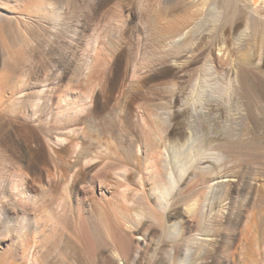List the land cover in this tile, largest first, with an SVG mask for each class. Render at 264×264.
<instances>
[{
  "label": "rangeland",
  "instance_id": "obj_1",
  "mask_svg": "<svg viewBox=\"0 0 264 264\" xmlns=\"http://www.w3.org/2000/svg\"><path fill=\"white\" fill-rule=\"evenodd\" d=\"M45 1L0 0V11L14 15L7 24L0 22V214L6 216L0 226V264H42L43 259L48 264H117L112 254L119 248L112 241L93 259L83 258L82 223L85 220L92 228L102 215L123 224L128 221L117 209L136 208L138 204L147 206L156 219L146 216L131 230L121 227L126 237L122 235L120 242L129 248L123 264H167L159 247L171 241L166 233L169 228L177 231L176 249L188 239L205 237V243L212 239L205 244L204 253L203 246L194 240L189 264H242L247 247L244 236L253 217L260 226L252 238L264 239V107L256 111L259 119L255 123H243L240 139L214 137V132L223 133L220 124L212 121L198 124L192 147L182 150L178 143L183 144L189 134L191 139V108L163 104L168 103L169 93L161 87L180 86L190 99V83L202 58L214 60L217 55L214 49L203 50L202 43L203 47L194 49V62L189 59L174 67L169 64L171 59L159 60L161 53L147 40L153 32L143 23L158 13L164 17L175 14L170 16L174 24L168 23L173 26L188 12L187 16H195L186 25L189 33L195 38L204 36L212 8L224 10L225 1L57 0L53 8H45ZM252 7L264 14V0H254ZM147 29L152 33L147 35ZM130 53L137 60L133 74L125 66ZM153 56L161 57L155 61ZM137 89L144 93L129 108L127 98ZM146 93L150 94L144 100ZM214 105L208 108H217ZM229 107L233 114L234 106ZM155 114L157 120L163 118L160 123ZM228 128L226 134H231L233 130ZM211 131L208 138L206 133ZM157 138L174 143L179 155L184 153L182 161L175 154L174 163L180 162H172V168L182 166V162L183 167L189 165L184 178L188 177L178 184L181 190L173 194L181 201H168L166 207L157 206L149 192L151 182L164 181L158 158H151L145 149ZM210 144H221L219 159L215 157L210 166L228 180L211 202L215 209L219 204L230 208L225 207L224 215L206 231L198 208L209 175L191 170L188 159ZM86 146L97 159L79 158L80 149ZM135 154L138 160L133 158ZM124 155L130 157L120 167L128 178L127 201H103L110 196V191L105 192L103 175L106 173V182L117 187L115 172L109 167L119 166L116 160ZM98 231L107 242L110 233L106 226ZM134 234L145 240L133 260ZM262 259L258 264H263Z\"/></svg>",
  "mask_w": 264,
  "mask_h": 264
},
{
  "label": "bare ground",
  "instance_id": "obj_2",
  "mask_svg": "<svg viewBox=\"0 0 264 264\" xmlns=\"http://www.w3.org/2000/svg\"><path fill=\"white\" fill-rule=\"evenodd\" d=\"M224 1H225L224 2L225 5H227V8H224L225 6L223 7L224 10H219L216 7L212 8L210 12V16L208 18V31L206 35L204 34V36H199L195 38L192 33H189L191 29L189 30L188 29L189 26L187 27L186 25L191 24V22L194 21L195 16L194 15L187 16L189 15L188 12H184L185 14L188 13L186 15L183 14L185 15V17H183L182 15L181 19L179 20L176 19L177 21H179L178 24H175L176 26L175 25L171 26L172 24H174L172 23L174 19L172 18L173 19L172 20L171 17L174 16L175 14L174 15L168 14V16L164 17L165 15L163 16V14L161 15V13L160 14L158 13L156 16L153 15L154 17L148 19L146 22H143L145 23L146 27L151 29L153 32V33L152 32L148 33V29H147L146 30L147 32L145 31L147 35L151 33L152 35L150 37H147L148 39L147 38L146 39L148 41L150 40L151 43H153L154 50L156 49L157 52L161 53L163 58L160 56L161 58L159 57L160 59L159 58L158 59L159 60L164 58L171 59V61H169V64H171L174 67L183 66L186 63V61H188L189 59H191L192 61L194 59L193 58V55L195 54L194 51L197 50L199 47H201L202 43H204L205 46V47L202 46L203 50L204 48H207L209 50L214 49L217 55L216 59L214 60L209 57L202 58L203 60L201 62V66L200 67L198 66L199 70L196 68L198 70L197 73L195 72L196 78L192 77L194 79H192L190 83L191 84V92H190L191 96H189L190 99L187 97V95L189 94L187 93L186 95V92L183 91V88L180 86H177L175 84L173 85L167 84L161 87L162 90L169 93L168 103L164 101L162 102L163 104H168L170 106H175L178 108L182 106H187L186 109L191 108L190 110L191 139H189L190 134L189 135L187 134L188 135L187 138L185 137L186 139L184 138L185 139L184 142L182 141L183 144H181L180 142L178 143L177 146L179 147L182 146L181 147L182 150L184 148L186 150V148L192 147L191 142H193L192 139L197 136L196 126L198 124L199 125L210 124V122L212 121L220 124L219 125L220 130L219 129L218 130L223 133L222 135L220 133L217 134V132H214L216 133L215 135H213L214 137L224 136L225 138L231 140L232 138L240 139L239 136H242L241 133L244 130L243 123L247 120L251 121V123H255L256 120L259 119L256 111L257 110L259 111L264 107V14L259 13L256 9L252 7V2L254 0H224ZM56 3L57 0H47L44 2V5L45 8H53L55 7ZM156 9L157 6L155 7V12ZM10 16H14V15H10ZM10 16H8L7 14L5 15L0 11V22L7 24V22H9L10 19H13V17ZM177 21L174 22L177 23ZM162 22L165 24H163ZM168 23H172L170 24L172 28L168 26L169 25ZM183 26H186L189 31L186 28H182ZM180 27H181V31H180ZM209 50L207 52H209ZM156 51L153 52L155 53V55H157ZM154 57L155 56H153L154 60L157 59ZM198 57L200 58V56ZM136 61L137 60L134 54L129 55L127 60L125 61L126 70H129L132 74L136 72V68H137ZM222 63L223 66L220 67L219 65ZM139 90L140 89L132 91L129 97L127 98L126 104L129 108H131L135 104L136 100H138L140 96L144 93L143 92L141 94L140 93L141 91ZM112 92L113 89L110 90V96ZM147 94L150 93H146L147 97L146 98L144 97V100L149 97V95ZM235 94L238 96H236ZM233 95H235L236 97L234 98L235 104H232ZM213 103L215 104L214 107L216 106L217 108L209 109L208 107L210 105L213 106ZM219 103L222 104L220 106H223L224 110L222 112L219 111L218 109ZM228 106H230L229 107L230 110L231 107L234 106L235 111L233 114L228 112V108H227ZM177 111L179 112V110ZM153 117L155 118V120L158 119L156 114ZM159 118L162 121L163 118L161 119L160 116ZM160 120H157L158 123H160L159 122ZM164 123L166 124L167 122L164 121ZM227 127H230L228 129L233 130L235 133H233V131L232 132L230 131L231 134L230 133L226 134ZM211 133L212 131L207 132L206 136H208V138H211L212 137ZM251 134L253 136V132H251ZM171 143L168 140H161V138H157L153 142H150L145 147L146 152L150 155L151 158L153 157L158 158L156 160V163L164 172L163 175L164 181L161 182L154 181L151 182V184L149 185V192L154 196V201H156V204L159 207H166L168 201H181L179 199L181 197L178 198L175 195L174 197L173 194L177 190H181L178 189V184L179 182L181 183V181H184V179L186 180L188 176L186 178L184 177L187 175V173H189L187 172V170L189 169L187 167L189 165L187 166V164L185 163L186 165H184L185 167H183L184 162H182V166L180 165L179 167H177L176 165H174V168H172L171 164L172 162L174 163L175 160L174 158L176 156L175 154L176 153L178 154V148L176 145H174V143L172 144ZM220 145L221 144H212V145L210 144L208 148L201 147L196 151L197 153H195L192 156V158L188 159L191 160L189 161L191 163L188 162L189 164H191V168H190L191 170H193L192 168H194V171L198 170L201 173H204L205 175H209V180L204 185L205 193L202 199H200V201L202 200L203 202L200 204L198 208V217L201 223L204 225V229L206 231H208L207 229H211L212 227H214V222L217 220L219 216H221L222 214L224 215L223 209L228 206L227 205L224 207L223 204H219L217 209H215L213 207V202H211L214 201L215 199L214 196L218 192V189L222 186H225L226 182L228 181L225 178L223 179L221 176L214 173V170L210 166V161H212L215 157L218 158L219 154L222 151V149L220 153L218 151ZM44 153L46 154L45 150ZM179 153L181 154L180 148H179ZM144 154L145 156L147 155L146 153ZM137 155L135 154L133 156L135 160L136 159L138 160V157H136ZM182 155H184L183 152L181 155L178 154V156H180V160ZM189 156L191 157V155ZM89 157H93V159H97L95 158L96 156L93 155L89 146L81 148L79 151V158L82 160L87 158L89 159ZM184 157L185 156H183V158ZM129 159L130 157L124 155L119 160H116L119 166L115 167L110 165L109 167V169L115 172L116 179L118 180L117 187L111 186L109 183L106 182L108 176L106 173H104L103 179L105 180V192L109 193L110 191V196L103 198V201H127L126 192L128 191L127 190L128 185L126 184V181L128 180V178L126 176L125 170L121 169L122 168L121 165L127 162ZM180 160L178 161L180 162ZM177 162L174 164H177ZM177 168L179 169L177 170ZM192 176L194 177L195 174L193 173ZM188 180L190 181V179ZM228 208H230V205L228 206ZM115 209L117 208L115 207ZM117 211L120 213V215H122L125 219H127L128 222H125L123 224L118 222L115 223L110 220H107L102 215H99V219H98L99 223L97 222L98 225L96 223V226L89 228L87 222H85V220L83 221L82 223L83 228H81L83 229L82 232L85 231V236L83 237L82 235L83 237L82 245L84 247L82 246L83 248L81 251L83 258H86V260L87 258L88 260L90 258L93 259L95 255L103 251V249L107 246V244H109V241H112L113 243H116L117 247L119 248V250L113 251L112 254L114 257L113 259L116 260V263L118 262L120 264H123V260L125 259V256L129 253L128 252L129 248L127 245L123 246L124 243L120 242L122 238L121 236L122 235L124 236L121 227L124 228L127 227L128 229L131 230V228L135 227L137 223H139L146 216L153 221H155L156 219L154 213L144 204H141V206L138 204V207L131 209L130 208H125L122 210L117 209ZM225 211L227 210L225 209ZM228 211L230 212L229 209ZM224 217L225 216H222V218ZM5 219L6 216L0 214V226L5 224L4 223ZM104 225L106 226V228L110 233V237L107 240V242L105 241L106 239L104 240V238L101 236V234L98 231V228ZM170 226L173 228L174 224H171ZM258 226H260V224L257 221V218L253 217L252 223L250 222V225H248L246 229L247 231L244 236L245 237L244 240L246 242L247 247L246 249H244V252L242 253V262H241L242 264H258L260 263L259 261L261 258H263L262 260L264 264V239L262 238V240L260 241L261 237L259 239L258 236L257 239L252 238L253 232L258 229L257 228ZM166 233H169L171 235L170 237L171 241L163 243L162 245H160L159 249L161 251L162 258L167 264H189V262L190 261L192 262L193 260L192 250L190 249V247L191 244L194 243V240L196 241L195 244L197 243V245L201 244L203 246L202 249L203 253H204V247L206 246L205 244L207 242L209 243L210 241H212V239H208V241L205 243V241L207 240L204 239L205 237L188 239L182 246L176 249L174 244L177 242L176 238H178V235H176L177 231L175 230V228L174 229L169 228L167 229ZM247 233L250 234L247 236ZM204 234L206 233H203L202 235ZM133 237H134L133 242H135L136 245V249L134 250V255L132 256L134 260L137 258L139 249L141 245L144 243L145 239L143 236L139 234H134ZM255 240L257 241L256 242L257 244L255 245L254 248L253 243H255ZM28 253H30V248L28 250ZM202 254L200 255L202 256ZM199 259L201 258H198V260ZM194 262L195 261H193V263ZM42 264H48L47 260L43 259Z\"/></svg>",
  "mask_w": 264,
  "mask_h": 264
}]
</instances>
